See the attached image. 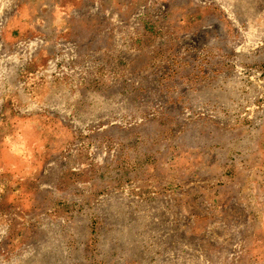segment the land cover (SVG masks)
<instances>
[{
  "label": "rangeland",
  "instance_id": "374dc122",
  "mask_svg": "<svg viewBox=\"0 0 264 264\" xmlns=\"http://www.w3.org/2000/svg\"><path fill=\"white\" fill-rule=\"evenodd\" d=\"M264 264V0H0V264Z\"/></svg>",
  "mask_w": 264,
  "mask_h": 264
},
{
  "label": "clouds",
  "instance_id": "9594fccd",
  "mask_svg": "<svg viewBox=\"0 0 264 264\" xmlns=\"http://www.w3.org/2000/svg\"><path fill=\"white\" fill-rule=\"evenodd\" d=\"M27 259V256H21V257H17V258H14L12 261H11V264H23V262Z\"/></svg>",
  "mask_w": 264,
  "mask_h": 264
}]
</instances>
